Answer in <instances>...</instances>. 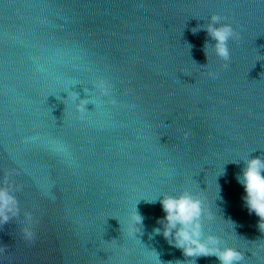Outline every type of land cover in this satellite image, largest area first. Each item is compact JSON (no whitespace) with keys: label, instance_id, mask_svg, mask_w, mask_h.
<instances>
[{"label":"water","instance_id":"water-1","mask_svg":"<svg viewBox=\"0 0 264 264\" xmlns=\"http://www.w3.org/2000/svg\"><path fill=\"white\" fill-rule=\"evenodd\" d=\"M213 14L239 36L227 62L192 31ZM254 157L264 0H0V186H20L21 210L0 227V264H193L154 234L165 214L149 203L184 190L211 215L205 236L264 264L236 180ZM25 211L34 242L21 236Z\"/></svg>","mask_w":264,"mask_h":264},{"label":"clouds","instance_id":"clouds-1","mask_svg":"<svg viewBox=\"0 0 264 264\" xmlns=\"http://www.w3.org/2000/svg\"><path fill=\"white\" fill-rule=\"evenodd\" d=\"M223 17L213 14L207 25H200L193 28V33L205 31L207 36L214 41L210 44L207 41L204 44V51L208 57V49L227 62L230 59L229 41L238 39L239 36L230 24L222 23ZM227 67V64H225ZM215 76L214 73H209ZM96 88L103 95L108 94V88L104 81H99ZM76 99H80L76 93ZM87 104H84L86 108ZM81 104H77V111H83ZM244 167L241 173L236 176V180L244 188L245 195L242 197L244 204L250 214L254 213L259 218L258 228L264 232V158L254 157L243 161ZM5 186H0V227L11 223L17 219L20 214L19 201L14 193L20 190V186L13 188L8 185L5 179ZM159 202L164 216L157 220L160 227L154 229V234L162 235L163 238L173 247L179 249L184 257L195 261L201 257H215L219 264H243L244 255L235 248L227 245L221 246V240L214 235L204 234V220L207 217L211 219V215L206 213L203 200L188 190L180 192L178 195H163L149 203ZM23 226L20 229L22 239L27 242H34L35 232L33 225L37 221L34 220L31 212L23 213ZM135 225H142L143 218L136 211L132 217ZM4 249L0 248V252Z\"/></svg>","mask_w":264,"mask_h":264}]
</instances>
